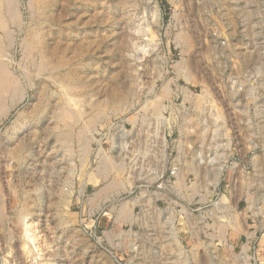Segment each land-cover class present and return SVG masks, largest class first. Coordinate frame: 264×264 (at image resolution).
Segmentation results:
<instances>
[{
    "label": "rangeland",
    "instance_id": "1",
    "mask_svg": "<svg viewBox=\"0 0 264 264\" xmlns=\"http://www.w3.org/2000/svg\"><path fill=\"white\" fill-rule=\"evenodd\" d=\"M0 4V264H264V0Z\"/></svg>",
    "mask_w": 264,
    "mask_h": 264
},
{
    "label": "bare ground",
    "instance_id": "2",
    "mask_svg": "<svg viewBox=\"0 0 264 264\" xmlns=\"http://www.w3.org/2000/svg\"><path fill=\"white\" fill-rule=\"evenodd\" d=\"M11 2H9V4H10ZM36 4V3H35ZM1 5V4H0ZM7 6H8V4H7ZM6 6V7H7ZM10 8H11V6H9ZM1 6H0V14H1ZM3 9V8H2ZM6 9V8H5ZM7 9H9L8 7H7ZM6 9V10H7ZM11 10L12 11H14V13L13 14H15V9H13V8H11ZM10 10V11H11ZM9 11V10H8ZM7 11V12H8ZM11 11V12H12ZM6 14V13H5ZM11 16V15H10ZM9 17V16H8ZM4 19V18H3ZM4 21V20H3ZM3 27V24H2V21H1V19H0V29ZM6 27V26H5ZM36 27V26H35ZM34 27V28H35ZM4 28V27H3ZM28 29H30V28H28ZM32 29V28H31ZM2 30V29H1ZM4 30H5V28H4ZM30 32V31H29ZM37 32V31H36ZM34 34L35 33H33V31L30 33V36H29V38H30V40H31V38H33L34 37ZM27 36V35H26ZM34 39V38H33ZM37 40V39H36ZM31 42V41H30ZM32 44V43H31ZM1 45H2V43H1ZM0 45V57L2 56V46ZM32 45H34V43L32 44ZM4 46V45H3ZM4 48V47H3ZM26 48V47H25ZM30 48V47H29ZM33 51V50H32ZM4 52V51H3ZM25 52V51H24ZM64 49H62V46L61 45H59L58 47H57V49H56V51H55V53H58L59 55H58V60L56 61V62H54V63H51V65H50V78L51 79H53V80H56L60 85L59 86H61L63 89H65V91L64 92H66V94L68 93L67 91H73L72 89V86H75V85H77V84H79V81H80V75H79V73H80V68L78 67L77 68V66H71L73 63L71 62V60H66L65 58H64ZM5 55V54H4ZM2 58V57H1ZM0 58V59H1ZM4 58V57H3ZM3 60V59H2ZM5 60V59H4ZM1 61V60H0ZM75 61V60H74ZM73 61V62H74ZM2 62V61H1ZM4 62V61H3ZM72 63V64H71ZM1 65V64H0ZM3 66H4V64H3ZM2 65H1V68H0V92L1 93H5L6 92V90L7 89H9V83H8V79H7V75H6V70H5V68L3 67ZM73 67V68H72ZM49 68V67H48ZM44 70V69H43ZM63 70H65L66 71V73L63 75V76H59V75H56L57 73L59 74V72L60 71H63ZM8 72V71H7ZM49 73V72H48ZM9 77V76H8ZM12 79V78H11ZM14 81V80H13ZM56 82V84H58ZM13 83V82H12ZM11 83V86L12 85H14V83L12 84ZM15 86V85H14ZM17 86V85H16ZM58 86V85H57ZM60 87V88H61ZM13 89V88H12ZM15 90V89H14ZM12 91V90H11ZM63 92V93H64ZM70 93V92H69ZM12 94V93H11ZM10 94V95H11ZM14 94V93H13ZM65 94V95H66ZM68 95V94H67ZM115 95V94H114ZM1 96H4L3 94L2 95H0V97ZM116 96V95H115ZM66 96H64V98H65ZM2 98V97H1ZM9 98H10V96H9ZM66 98H68V97H66ZM123 99H122V97L121 96H119V98L117 99V97H112L111 98V103H115V102H117V101H119V102H121ZM68 102H70L69 100H68ZM68 102H66V103H68ZM117 105V104H116ZM1 209V208H0ZM1 214V213H0ZM120 218L122 219H128V216H127V213H126V211H124L123 209L120 211ZM27 234H28V232H27ZM27 237V236H26ZM29 239V238H28ZM33 239V238H32ZM32 239H31V241H32Z\"/></svg>",
    "mask_w": 264,
    "mask_h": 264
}]
</instances>
